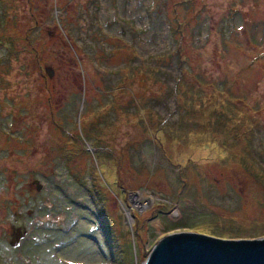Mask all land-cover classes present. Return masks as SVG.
I'll return each mask as SVG.
<instances>
[{
    "label": "rangeland",
    "instance_id": "1",
    "mask_svg": "<svg viewBox=\"0 0 264 264\" xmlns=\"http://www.w3.org/2000/svg\"><path fill=\"white\" fill-rule=\"evenodd\" d=\"M183 231L264 236V0H0V264Z\"/></svg>",
    "mask_w": 264,
    "mask_h": 264
},
{
    "label": "water",
    "instance_id": "2",
    "mask_svg": "<svg viewBox=\"0 0 264 264\" xmlns=\"http://www.w3.org/2000/svg\"><path fill=\"white\" fill-rule=\"evenodd\" d=\"M44 71L51 77L52 70ZM41 189L38 180L34 181ZM142 264H264V236L224 239L198 232H175L161 237Z\"/></svg>",
    "mask_w": 264,
    "mask_h": 264
},
{
    "label": "trees",
    "instance_id": "3",
    "mask_svg": "<svg viewBox=\"0 0 264 264\" xmlns=\"http://www.w3.org/2000/svg\"><path fill=\"white\" fill-rule=\"evenodd\" d=\"M180 85H181V83H180V80L178 79V81H177L175 87L171 89V91H170V95H173V94H179V93H180L179 90H180V88H181ZM159 124L162 125L161 122H159ZM162 126H163V125H162ZM163 128H164V126H163ZM251 133H252V132H251ZM81 182H82V181H81Z\"/></svg>",
    "mask_w": 264,
    "mask_h": 264
}]
</instances>
